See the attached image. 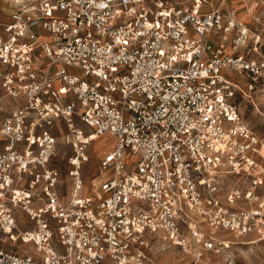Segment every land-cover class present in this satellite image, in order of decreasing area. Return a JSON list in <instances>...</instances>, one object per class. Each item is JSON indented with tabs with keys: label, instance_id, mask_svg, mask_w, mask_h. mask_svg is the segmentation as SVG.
Listing matches in <instances>:
<instances>
[{
	"label": "built area",
	"instance_id": "1",
	"mask_svg": "<svg viewBox=\"0 0 264 264\" xmlns=\"http://www.w3.org/2000/svg\"><path fill=\"white\" fill-rule=\"evenodd\" d=\"M2 1L0 264H146L156 237L230 264L229 234L264 238V142L230 77L264 82V57L215 41L235 32L236 51L260 34L211 0ZM103 136L116 143L88 189Z\"/></svg>",
	"mask_w": 264,
	"mask_h": 264
},
{
	"label": "rangeland",
	"instance_id": "2",
	"mask_svg": "<svg viewBox=\"0 0 264 264\" xmlns=\"http://www.w3.org/2000/svg\"><path fill=\"white\" fill-rule=\"evenodd\" d=\"M211 2L212 6L221 7L226 12L234 11L239 22L240 17L243 20L242 23L248 26L251 31L256 33V35L260 34L258 44L248 40L245 45L239 47L236 51L232 49V40L236 35L235 32L228 33L225 40L222 39V36L215 38L216 43L224 42L226 51L230 54L242 53L250 59H262L264 57V0H259L258 5L250 4L246 0H211ZM211 5H207L206 8L212 7ZM249 9L252 11L251 15L246 11ZM230 77L245 92L239 90L235 98L244 120L258 133L264 142V82L255 81L239 70L232 71ZM251 82L254 83L253 90L246 89V85ZM83 128L88 131L87 126H83ZM62 136H70L72 138L73 134L64 131ZM61 141L65 142V138L61 139ZM115 143L116 140L113 137L103 136L94 140L88 146V152L91 155L90 161L83 165L81 171L83 181L88 189H90L92 179L100 174V159L114 148ZM71 154L72 150L70 147L60 146L56 166L61 171L65 190L66 185H68V189L72 185L69 175L71 166L68 162ZM135 158L129 153L127 156L128 163L135 162ZM227 238L232 241V244L226 249L227 254L225 256L230 261V264H264V238L261 239L260 235L254 234L247 238L236 239L232 234H229ZM149 240L150 245L146 249L149 260L146 261V264H195L193 257L178 247L172 246L158 237L149 238Z\"/></svg>",
	"mask_w": 264,
	"mask_h": 264
},
{
	"label": "crops",
	"instance_id": "3",
	"mask_svg": "<svg viewBox=\"0 0 264 264\" xmlns=\"http://www.w3.org/2000/svg\"><path fill=\"white\" fill-rule=\"evenodd\" d=\"M0 8L5 10V12L1 13L2 18L5 19V20H8L9 17H8V15L6 13H8L9 10H10L9 5L0 0Z\"/></svg>",
	"mask_w": 264,
	"mask_h": 264
},
{
	"label": "bare ground",
	"instance_id": "4",
	"mask_svg": "<svg viewBox=\"0 0 264 264\" xmlns=\"http://www.w3.org/2000/svg\"><path fill=\"white\" fill-rule=\"evenodd\" d=\"M246 11H247L248 14H250V15L252 14V13H251V12H252L251 9L246 10ZM239 20H240V22L243 21L240 17H239ZM95 137H96V136H93L92 139H94ZM92 142H93V141H92Z\"/></svg>",
	"mask_w": 264,
	"mask_h": 264
}]
</instances>
